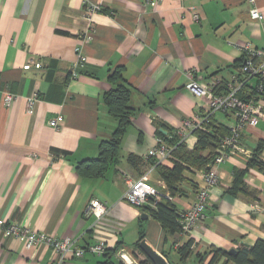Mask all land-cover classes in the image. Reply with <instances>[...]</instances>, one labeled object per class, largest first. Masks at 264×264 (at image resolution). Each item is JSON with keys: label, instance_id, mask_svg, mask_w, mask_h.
<instances>
[{"label": "crops", "instance_id": "obj_1", "mask_svg": "<svg viewBox=\"0 0 264 264\" xmlns=\"http://www.w3.org/2000/svg\"><path fill=\"white\" fill-rule=\"evenodd\" d=\"M91 5L99 9L88 14ZM255 5L263 19L250 17L248 0H0V217L56 238L71 237L79 248L108 243L103 255L71 253L63 264H122L118 248L143 260L145 254L134 247L141 230L142 240L167 264H208L212 247L228 251L264 239V168H248L247 192L231 188L234 171L246 168L243 152L215 165L218 182L208 188L205 218L188 234L166 233L124 198L129 181L144 178L154 185L159 179L148 159L159 132L182 129L186 147L196 143L183 122L207 109L185 87L186 70L194 69L201 82L218 78L221 90L241 65L242 44L264 52V0ZM77 46L86 60L72 76ZM28 61L41 66L24 69ZM118 66L131 91V124L105 174L83 177L76 164L96 157L101 140L116 126L103 95L116 87L109 76ZM5 91L15 95L9 106L3 103ZM260 103L264 110V95ZM58 114L63 122L54 129L49 120ZM212 118L229 129L235 122L228 113L214 112ZM241 140L253 154L264 141V117L245 127ZM259 158L264 166V146ZM162 164L172 167V157ZM202 174L183 171L182 192L170 199L179 210L195 200L189 183L203 184ZM92 199L106 207L98 220L85 213ZM189 239L191 252L183 259L178 247ZM56 257L47 245L27 249L0 231V264H52ZM213 264L233 263L221 256Z\"/></svg>", "mask_w": 264, "mask_h": 264}, {"label": "built area", "instance_id": "obj_2", "mask_svg": "<svg viewBox=\"0 0 264 264\" xmlns=\"http://www.w3.org/2000/svg\"><path fill=\"white\" fill-rule=\"evenodd\" d=\"M155 2L157 0H147ZM253 7L249 10L250 17L253 19H263V14L255 5V0H248ZM98 5H91L88 8V14L98 10ZM192 17L195 20L200 18L198 10L193 9ZM243 52V62L231 77L224 82L221 90H217L220 80L211 78L209 82H201L197 79L194 69L186 70L187 82L185 87L195 96L201 98L205 102L206 112L201 115H196L191 120L183 122L184 127L191 130L197 127H203V122H208L209 117L214 112H222L230 114L235 122L230 127V132L221 137L219 145L215 150V158L209 168L203 171V184H198L194 194L195 200L189 206L179 210V223L181 225L182 234L190 233L193 228L200 224L205 218V209L208 201V188L213 187L218 182V174L215 165L224 161L230 153L243 152L246 157L250 153L246 151L241 140L242 130L245 127L254 125L259 117H264V110L260 103L261 92L264 90V52L251 46L249 42H245L241 46ZM75 60L71 65L72 76L78 75V68L85 64L86 56L81 47L77 46L74 49ZM39 68V61H28L23 65L24 69H29L31 66ZM255 78L256 82L251 83ZM249 85L256 88V93L244 98L241 96V90ZM35 97V96H34ZM28 99V107H32L33 99ZM15 99V95L9 91L4 92L3 103L9 106ZM63 122V116L58 114L56 117L49 120V125L54 129H59ZM182 135V129L179 130ZM148 156H153L157 162L162 163L170 156V148L160 139L158 144L149 149ZM127 202L140 207L143 204L149 203V199L153 198L151 205L154 206L163 198L171 199V195L167 189L166 183L162 179L152 185L144 178H139L128 182V189L124 194ZM106 212L105 205L98 199H92L86 208L87 215L94 216L97 220L100 219ZM0 231L5 236L14 237L23 241L27 249L40 243L51 247L57 254L56 259L52 264H63L68 254L73 253L77 257H81L85 252H90L96 255L106 253L108 243L101 240L86 248H79L75 244V240L71 237L56 238L44 232L31 229L26 225L7 222L3 217H0ZM116 255L122 264H140L138 258L125 248H118Z\"/></svg>", "mask_w": 264, "mask_h": 264}, {"label": "trees", "instance_id": "obj_3", "mask_svg": "<svg viewBox=\"0 0 264 264\" xmlns=\"http://www.w3.org/2000/svg\"><path fill=\"white\" fill-rule=\"evenodd\" d=\"M242 62L243 60L240 63L242 64ZM109 78L111 81H117L118 83L116 87L104 93L103 100L108 113L116 120V126L109 138L101 140L96 157L84 159L76 164V172L83 177H102L105 174L110 164L116 160L121 140L127 127L131 124L133 115V108L129 105L131 91L129 86L124 83L122 67H116ZM256 92L255 87L246 85L241 90V96L249 98ZM261 95H264V90ZM202 126L191 130L197 138L192 149L186 147L179 130L170 129L167 134L159 132L161 140L170 148V156L173 159L172 167H167L157 162L155 158H152L153 156H148V159H151V164L154 165L157 175L166 183L171 196L182 192L180 187L182 182L186 180L183 176V171L186 168L202 171L209 168L215 158V150L221 137L230 132L229 128L213 120L212 115L209 117L208 122L202 123ZM263 146L264 141L257 145L253 154L247 158L246 168L234 171L231 186L233 191L241 190L247 192L243 177L250 166L257 165L260 168H264L259 158ZM204 150L206 152L203 154ZM189 184L194 187L193 191L195 192L197 188L195 184L191 182ZM153 200V198L149 199V203L143 204L138 208L146 210L152 218L160 223L166 233H182L179 223V209L167 198H163L152 206L151 202ZM143 236L144 231H139L138 240L134 243L136 249L140 250L139 242L143 239ZM191 247V239L178 247L181 258L184 259L190 254ZM116 249L117 247L113 249V252ZM210 250L212 257L208 264H213L221 256H225L226 260H231L233 264H264V239L259 238L252 245H239L233 254H229L228 251L220 248L212 247ZM200 256L201 254L198 257ZM140 264H152V262L145 257L140 260Z\"/></svg>", "mask_w": 264, "mask_h": 264}, {"label": "water", "instance_id": "obj_4", "mask_svg": "<svg viewBox=\"0 0 264 264\" xmlns=\"http://www.w3.org/2000/svg\"><path fill=\"white\" fill-rule=\"evenodd\" d=\"M140 216L143 219L147 218V214L144 212H142ZM139 248L145 254V256L150 259L152 264H167L166 259L153 248H151L145 241L142 240L139 242ZM234 252V248L228 250L229 254H233Z\"/></svg>", "mask_w": 264, "mask_h": 264}]
</instances>
